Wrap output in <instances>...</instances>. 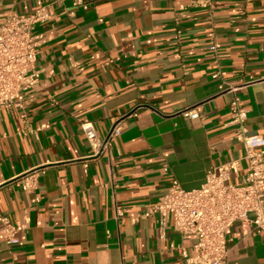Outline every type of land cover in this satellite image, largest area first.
<instances>
[{"label": "crops", "instance_id": "0c3cea01", "mask_svg": "<svg viewBox=\"0 0 264 264\" xmlns=\"http://www.w3.org/2000/svg\"><path fill=\"white\" fill-rule=\"evenodd\" d=\"M213 4L211 14L194 0H0V23L55 7L37 29L43 74L26 116L0 110V218L25 227L10 246L0 222V264H186L171 246L194 255V237L142 214L173 181L199 189L212 166L244 156L235 95L248 132L264 135V0ZM194 107L199 118L183 115ZM121 119L93 158L81 125L105 139ZM227 238L229 264H264V237L237 223Z\"/></svg>", "mask_w": 264, "mask_h": 264}, {"label": "built area", "instance_id": "2783aa9c", "mask_svg": "<svg viewBox=\"0 0 264 264\" xmlns=\"http://www.w3.org/2000/svg\"><path fill=\"white\" fill-rule=\"evenodd\" d=\"M194 4L207 8L213 14V0H194ZM54 15V5H47L26 16H8L0 23V110H17L26 116L32 100L28 93L38 87L43 74L38 65L43 37L37 33V29ZM212 27L210 49L218 58L219 47L213 24ZM217 70L214 79L221 76ZM220 90L237 91L235 87L227 88L225 82L220 85ZM230 109V124L236 129L235 138L243 146L244 156L212 166L199 189L186 191L177 181H173L160 201L142 214L143 218L156 215L162 225L169 223L176 233L195 238L192 246L194 255L185 247H170L178 252L186 264H229L227 231L237 223L247 230V234L264 237V135H251L248 132L246 123L249 111L239 96H234ZM127 115L136 117L132 111ZM183 115L191 119L200 117L198 107L188 109ZM123 121H117L105 139L98 136L92 123L81 125L93 158H100L109 151L122 131ZM243 162L246 163V170L242 180L234 183ZM35 176L31 175L23 181L25 191L32 188ZM117 215L118 219L124 217L120 210H117ZM0 222L6 243L16 245L25 227L7 218H0ZM6 264L18 263L12 261Z\"/></svg>", "mask_w": 264, "mask_h": 264}]
</instances>
